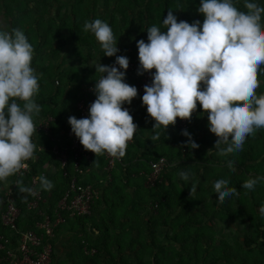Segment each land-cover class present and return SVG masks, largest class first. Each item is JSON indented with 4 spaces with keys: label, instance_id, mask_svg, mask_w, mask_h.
<instances>
[{
    "label": "trees",
    "instance_id": "1",
    "mask_svg": "<svg viewBox=\"0 0 264 264\" xmlns=\"http://www.w3.org/2000/svg\"><path fill=\"white\" fill-rule=\"evenodd\" d=\"M235 2L238 9L246 11L244 0ZM261 2L264 3V0ZM29 4L32 7L28 10ZM199 6L200 0H0V8L5 14L10 16L15 13L14 25L24 28L25 31H22L27 38L29 36L34 41L35 38L45 37L35 42V52L46 50L51 54L45 60L58 58L61 49L66 46L71 51L69 60L81 58L87 64L78 77L71 79L67 74L58 72L60 65H54L51 60L46 66L42 62H39V65L42 63L40 66L36 64L41 75L38 77L39 92L34 100L39 102L42 111L33 119L50 116L54 122L49 130L52 140L43 133L38 135L37 143L44 146L45 151L34 150L31 171L20 179L15 190V205L20 212L16 228L20 232L36 231L35 222L41 220L37 212L26 209L30 197L20 189L29 188L32 176L46 175L43 166L47 162L54 163L51 148L57 141L69 143L66 136L71 131L69 117L81 119L76 104L84 98V90L94 87L101 75L96 72L95 66H89L90 61L95 56H99V63L103 65H111L115 61V57L103 56L94 34L83 30L85 22L98 19L99 9L102 8L108 15V20L103 19L104 22L115 29L112 25L118 15L126 17L136 13L134 16L143 20L144 25L137 21L138 24L135 23L132 28H137L141 37H132V30L127 28V35H120L117 41L118 55L132 60L138 58L137 42L141 39L147 42L149 27L156 25L163 29L162 22L169 10L178 20L190 24L197 20L203 23L204 17L198 13ZM46 27L52 29L49 31ZM61 30H65L66 35L63 36ZM61 38V44L53 48L51 41ZM90 48L97 54L93 55ZM83 52H87L84 57L81 56ZM138 78V74L126 72L125 82L137 88ZM258 80L260 85L254 91L259 96L264 94V71H258ZM86 99L95 101L96 95L89 93ZM130 105L133 108L129 113L137 125L133 142L127 146L124 158L115 164L109 176L103 170L106 164L104 155L96 157L92 153L89 161H81L80 166L85 173L82 182L92 184L98 198L93 201L90 215L66 218L64 223L55 227L50 264H264V214L260 211L264 206V182L257 184L253 190L242 187L249 178L264 176V129L249 135L241 151L221 156L215 149L217 137L210 132L208 117L202 114L199 104L184 129L178 127L177 118L175 125H170L166 132L153 130L155 121L149 117L139 94ZM45 107L47 110H43ZM185 130L199 144L198 149L186 146L188 138L182 134ZM157 133L159 139L154 140L153 136ZM161 157L172 166L164 169L153 186H148L149 164ZM229 160L232 161L231 167ZM180 171L189 173L187 182L178 175ZM221 178L229 180L228 187L237 189L236 194L226 197L223 202L218 201V194L213 191L215 181ZM51 180L54 184L51 191L41 189L39 184L45 199L39 210L54 220L55 207L67 188L68 179L59 170ZM3 184L4 181L0 182V188ZM193 186L194 192L191 191ZM177 209L179 211L174 215L173 211ZM137 211H143L145 218H137ZM184 213L186 217L182 216ZM214 220L237 223L239 234L236 233V238L231 241L228 238L216 239ZM89 223L92 225H89V231L81 228ZM243 225L244 229L240 232ZM159 228L164 230L161 241L156 236L161 233ZM65 232L71 234L65 240L68 244L71 237H79L75 239L77 249L66 247L62 261L55 249L54 238H64L62 235ZM0 235L10 241L6 248L15 247L19 237L16 232L0 223ZM112 241L113 252L108 248V243ZM4 254L5 250L0 251V264H8Z\"/></svg>",
    "mask_w": 264,
    "mask_h": 264
},
{
    "label": "clouds",
    "instance_id": "2",
    "mask_svg": "<svg viewBox=\"0 0 264 264\" xmlns=\"http://www.w3.org/2000/svg\"><path fill=\"white\" fill-rule=\"evenodd\" d=\"M244 8L238 9L235 0H200L198 13L203 23L178 20L169 10L163 29L153 25L146 31L147 42H137L138 75L151 74L142 104L155 121L153 130L166 132L177 118L190 120L199 104L208 117L210 132L217 137L215 149L225 156L241 151L249 135L264 129V94L258 96L254 91L259 87L258 71H264V3L244 0ZM83 30L94 34L103 56L115 57V61L95 65L101 75L92 89L96 99L89 115L71 116L68 123L85 150L96 157L122 158L137 131L133 116L123 107L138 96V89L125 82L129 59L118 55L108 23L100 19L85 22ZM33 53L22 30H0V182L27 168L25 162L34 155L33 117L41 106L34 100L39 84L31 66ZM182 134L188 138L189 149L199 148L187 130ZM153 139H159V134ZM228 165L232 166L231 160ZM178 175L186 182L190 179L187 171ZM38 180L43 190L54 187L46 177ZM262 182L264 176L249 178L242 187L253 190ZM228 184L227 178L215 181L218 201L236 194L237 189ZM20 191L32 193L34 189L22 187ZM260 211L264 214V206Z\"/></svg>",
    "mask_w": 264,
    "mask_h": 264
},
{
    "label": "built area",
    "instance_id": "3",
    "mask_svg": "<svg viewBox=\"0 0 264 264\" xmlns=\"http://www.w3.org/2000/svg\"><path fill=\"white\" fill-rule=\"evenodd\" d=\"M139 68L138 58L129 60V67L127 72L131 75H137ZM155 72V69L152 70ZM151 74L145 72L139 75L137 82L138 94L142 97L144 86L151 84ZM93 86L87 87L84 92V98L76 104V110L81 118H86L89 115V106L93 100H87L86 95L93 92ZM179 119V118H178ZM54 122V118L47 116L34 121L36 131L33 135L38 133H49L50 125ZM187 120L178 121V127L185 128ZM136 132L134 133V135ZM69 139L68 144H63L57 141L51 148L55 161H57L58 168L63 177H67V188L58 201L55 211L54 220L39 210L40 204L45 202L42 192L39 190L38 176H32L30 179L29 188L34 189V192L28 193L30 199L26 204L28 211L37 212L41 220L35 222V229L20 232L16 228V222L20 216L19 209L15 205V190L19 186L20 179L28 175L31 171V158L25 163L27 168L21 169L18 173L8 177L5 180L3 188H0V223L9 228L11 231L19 235L14 248H6L10 244L8 238L0 235V251L5 250L3 256L8 264H50L52 254L51 240L54 237V229L58 225L65 222L66 218L72 219L74 217H81L90 215L93 201L98 198V192L90 183H83L82 177L84 170L81 168V161H89L92 152L83 148L79 140L75 137L72 131L66 134ZM133 138L128 141V145L133 142ZM106 164L104 172L109 176L114 169L117 162H121L124 158H113L108 154L104 155ZM35 159H33L34 161ZM71 165V167H70ZM172 166L165 158L161 157L156 161L150 163L151 171L147 175L146 184L153 186L160 178L162 172L167 167ZM69 168L71 170H69Z\"/></svg>",
    "mask_w": 264,
    "mask_h": 264
},
{
    "label": "crops",
    "instance_id": "4",
    "mask_svg": "<svg viewBox=\"0 0 264 264\" xmlns=\"http://www.w3.org/2000/svg\"><path fill=\"white\" fill-rule=\"evenodd\" d=\"M31 7H32V5L29 4L27 9L29 10V9H31ZM14 18H15V13H14V15L8 16L7 14H5L4 9L0 8V30L11 32L12 29H20V30L25 31L24 28H21L19 26H15L14 25ZM45 29L50 31L52 28L46 27ZM61 34L63 36L66 35V31L65 30H61ZM44 38H45L44 36H43V38L38 37V40H37V38H35V40L32 41L31 38H29V36H28L29 42L31 44L33 42L35 43L36 41L37 42L42 41ZM60 41H63V39L61 38L58 41L53 39L50 44L53 46V48H56L58 45L61 44ZM32 46L34 48V53H33V59H32L31 66L35 70V73L37 74L38 77H40V75H41L40 74V69L37 68V65H39V62H42L46 66L47 63L51 60V62L54 65H60L58 67L57 71L58 72L61 71L62 73L67 74L68 75V79H71V78H74V77H78V74L80 73L81 69L87 65V64H85V62L81 58H80V60H77V61L69 60V56L71 55V51H70L69 47L65 46L64 48L61 49V53H60V55H58V58H56V59L50 58V60L48 61V60H45L48 56L51 55L48 51H47V53H46V50L44 52H35V48H36L35 44L32 45ZM69 51H70V54H69ZM99 59H100L99 56H97V57L95 56V58L92 61H90L89 66L93 67V66L99 64ZM42 63H40V65ZM81 65L83 67L81 69H78V67L81 66ZM57 84H58V82H56V85ZM35 102L38 105H40L37 100ZM126 105L127 104H125L123 107L126 108L128 111H130V109L133 108L131 106H133L135 104L130 105L129 107L126 106ZM51 107L54 108L53 106H51ZM43 110H47V107H45ZM34 121H37V120H34ZM39 134L40 133L34 135V137H33L34 139H32V140H33V143L36 146L35 150H37L38 152H41V151H45V148H44V146H42V145L37 143V141H38L37 137H38ZM43 134L45 136H48L50 138V140H52V138L50 137L49 133H46V134L43 133ZM43 170H44V172H46V175H45V173H42V174H40V177L41 176L46 177L48 180H50L52 182L51 178L54 177L55 175H57V173L59 171L57 161H54V163L52 161H51V163H48V162L45 163L44 166H43ZM4 184H5V181H4ZM4 184H3V186H4Z\"/></svg>",
    "mask_w": 264,
    "mask_h": 264
},
{
    "label": "rangeland",
    "instance_id": "5",
    "mask_svg": "<svg viewBox=\"0 0 264 264\" xmlns=\"http://www.w3.org/2000/svg\"><path fill=\"white\" fill-rule=\"evenodd\" d=\"M101 1V0H99ZM100 3V2H99ZM101 5H99L100 7ZM106 11L108 9H106L104 6H102ZM103 9L102 11V8L99 9L101 11L98 12V15H99V18L100 20L104 21L105 19L108 20V15L106 13V11ZM125 10V7L123 8ZM109 11V10H108ZM120 14V13H119ZM136 14V13H135ZM135 14H129V16H126V17H121L120 15L117 16L116 18V21H115V24L112 25L114 28H112L113 32H114V37H115V40L116 42L118 41L119 39V36L120 35H124L126 34V29L129 28L131 29L132 31V37H136V38H140L141 36H139L141 34L140 31H138L137 28H132L135 23H137V21H139L140 25L143 26L144 25V21L143 20H140V18H136L134 15ZM104 19V20H103ZM144 31V30H143ZM139 34V35H138ZM127 35V34H126ZM35 43L33 42L32 45H34ZM91 49V48H90ZM91 53H93V55H96L97 52L96 51H92V49L90 50ZM69 54H70V51H69ZM87 52H83L81 54L82 57L86 56ZM87 63V62H86ZM83 66H79L78 69H81ZM259 81V80H258ZM260 85V84H259ZM257 90V89H255ZM147 135H149V133H147ZM150 165V164H149ZM176 209V208H175ZM179 210L177 209L175 212L173 211L174 215L177 214ZM138 213L135 215L137 218H140V217H143L145 218V216H142L143 215V211H137ZM195 212V211H194ZM169 213V212H168ZM182 216H185L186 217V214L184 213V215ZM146 220V219H145ZM92 226L90 223L89 224H84L83 227H81L82 229L85 227V231H89L88 228L90 229ZM157 225V224H156ZM159 227V226H158ZM213 227L215 228V231L217 232V236L216 239H220V238H228L229 241H231L233 238H236V233H238V224L237 223H233L231 224L229 221L226 220V222H219V221H215L214 220V224H213ZM244 229V225L240 227V232ZM181 230V229H180ZM161 232V233H160ZM215 232V234H216ZM159 235L156 234L158 240L161 241V238H163V234H164V230L159 228ZM180 233V232H179ZM183 234V232H182ZM239 234V233H238ZM237 234V235H238ZM71 234H69L68 232H65L62 237L64 238H61L59 240H57L56 238H54V244H55V249L56 251H58V254L61 256L59 260H62L63 261V258H64V254H65V249L66 247H71L73 246L75 249H77V244L75 243V239L76 237H79V236H75V238L71 237L70 241H69V244L68 242H66L65 240L67 238H69ZM67 237V238H66ZM82 239V237H81ZM113 245V241L112 242H109L108 243V248L110 251H115L114 248L112 247ZM84 246V245H83ZM83 249V248H82ZM85 249V248H84ZM186 255V254H184Z\"/></svg>",
    "mask_w": 264,
    "mask_h": 264
}]
</instances>
